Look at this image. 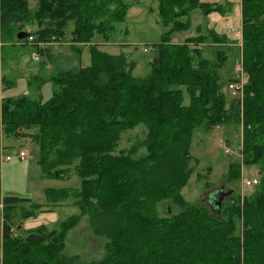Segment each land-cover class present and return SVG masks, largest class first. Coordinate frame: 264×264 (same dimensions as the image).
Returning <instances> with one entry per match:
<instances>
[{
  "label": "trees",
  "instance_id": "1",
  "mask_svg": "<svg viewBox=\"0 0 264 264\" xmlns=\"http://www.w3.org/2000/svg\"><path fill=\"white\" fill-rule=\"evenodd\" d=\"M129 6L124 0H39L31 11L27 0H0V51L3 44L60 41L69 29L71 45H88L90 54L89 66L43 76L33 90L34 77L27 79L28 90L38 92L34 96H4L12 81L0 76V150L3 134L20 136L35 128L44 173L58 178L63 170L57 166L76 161L75 204L91 232L107 238L106 256L84 264H264V0H241V100L226 96L236 78L220 75L228 58L224 36L208 31L181 43L170 39L189 29L193 10L206 15L212 5L157 0V16L168 29L151 44L154 56L144 78L132 75L134 62L125 54H109L91 43L95 34L109 41ZM34 22V31L26 28L32 41L16 38ZM208 37L219 43L209 47L211 56L201 47ZM45 81L52 94L43 101L39 88ZM230 124L241 126V163L256 165L260 179L250 197L228 201L222 210L227 217L217 218L203 204L184 201L181 189L193 169L189 144L196 129ZM138 125L145 128L144 139L114 153L120 134ZM229 171L239 173L235 166ZM60 191L51 189V199ZM164 200L178 212L158 216L156 205ZM29 201L1 197L0 264H83L63 252L65 231L77 217L52 229L24 231L21 221L32 211L21 204ZM212 205L221 211L222 205Z\"/></svg>",
  "mask_w": 264,
  "mask_h": 264
},
{
  "label": "rangeland",
  "instance_id": "2",
  "mask_svg": "<svg viewBox=\"0 0 264 264\" xmlns=\"http://www.w3.org/2000/svg\"><path fill=\"white\" fill-rule=\"evenodd\" d=\"M130 4L126 10L122 22L116 23V29L109 34L106 41L100 34H95L91 43L98 45L101 51L109 54L123 53L129 61L134 62L132 75L138 78L146 77L150 72L149 62L154 56L151 44L159 42L167 31L157 16V0H124ZM29 10L38 9L39 0H27ZM113 7V6H111ZM192 13V12H191ZM189 14L191 25H201L199 14ZM71 27L69 24L68 28ZM34 31L37 28L34 22L32 26L25 27ZM28 30V31H29ZM195 26L185 30L176 31L170 35L171 42L181 43L187 36L194 35ZM69 29L65 31L64 39L49 41L39 45L14 43L12 46L3 44L0 51V76L12 81V86L3 91L4 96L17 97L37 93L29 91L27 79L33 81L30 88L33 90L43 76H48L56 71H65L77 67L90 65L88 45L73 46L69 42ZM178 41V42H177ZM207 56H211L210 49L204 50ZM3 56V57H2ZM240 58L236 49L228 50V58L224 68L220 71L222 79L236 78L237 67L240 66ZM52 94V85L45 81L40 85L39 95L43 101L48 100ZM230 98L229 94L226 95ZM187 101V99L185 100ZM35 128L24 129L20 136L5 135L1 137L0 150V203L2 196H18L30 201L22 203L25 211H32L27 216L32 229L40 225L52 229L66 218L76 216L77 220L65 231L63 252L66 256L77 257L80 262L99 261L106 256V237L96 236L88 227L87 217L81 213L75 204L80 198V178L75 171L76 161L70 165L57 166L56 170H63L58 177H49L38 164L39 149L36 140L32 137ZM145 137L143 125L127 129L120 134L118 145L114 153L126 150L132 145L138 144ZM220 140L227 144L230 153L225 154L220 146ZM242 149V132L240 125H221L215 127L199 126L190 139L189 152L193 165L185 185L181 189V195L189 204H203L209 214L217 218H226L227 212L222 211L233 198L243 200L250 197L255 187L242 186L243 178L256 177L259 181L258 167L256 165L245 166L241 163L240 151ZM24 150L27 158H17L19 151ZM140 148L138 153H143ZM10 159L6 160L5 157ZM237 167L239 173L229 171L230 167ZM219 188L232 191V195L224 198L220 204L221 211L216 212L213 205V195ZM51 189L62 190L56 193L55 199L50 197ZM165 200L156 205L158 216H166ZM34 205L38 207L34 208ZM170 213L178 212L179 208L174 203L168 205ZM24 219V220H25ZM1 206H0V254H1ZM18 230V229H17ZM241 232V221L235 220V234Z\"/></svg>",
  "mask_w": 264,
  "mask_h": 264
},
{
  "label": "crops",
  "instance_id": "3",
  "mask_svg": "<svg viewBox=\"0 0 264 264\" xmlns=\"http://www.w3.org/2000/svg\"><path fill=\"white\" fill-rule=\"evenodd\" d=\"M200 2L208 5H212L213 9L206 15L201 12L200 9L192 11L193 14H199L200 26H195L197 34H207L208 31H214L219 36H224L225 42L221 45L226 47L229 51L236 49L240 58V45H241V0H199ZM191 35V36H194ZM178 42V41H177ZM219 45L218 42H214L211 37H208L204 43H201V47L208 49L210 46ZM1 206V204H0ZM23 218L21 221V227L24 231L31 230L34 224Z\"/></svg>",
  "mask_w": 264,
  "mask_h": 264
},
{
  "label": "built area",
  "instance_id": "4",
  "mask_svg": "<svg viewBox=\"0 0 264 264\" xmlns=\"http://www.w3.org/2000/svg\"><path fill=\"white\" fill-rule=\"evenodd\" d=\"M26 32H28V35H27L26 38L29 41H32L33 38H34L33 35L28 30ZM237 71H238V76L236 77L235 80H233V81L228 83V85L226 87V91H227V93L229 94L230 97L239 98L241 100L242 97H243V85H244L243 72H242L241 64H240L239 67H237ZM219 143H220V146L223 148L225 154L230 153V150H229V148H228L226 143H224L221 140H220ZM17 158L20 159V160H23V159L27 158L26 152L24 150L19 151ZM5 159L9 160L10 157L6 156ZM257 183H258V180H257L256 177L243 178L242 179V186L245 187V188L255 187V185Z\"/></svg>",
  "mask_w": 264,
  "mask_h": 264
},
{
  "label": "water",
  "instance_id": "5",
  "mask_svg": "<svg viewBox=\"0 0 264 264\" xmlns=\"http://www.w3.org/2000/svg\"><path fill=\"white\" fill-rule=\"evenodd\" d=\"M27 35H28V32H26V31H24V30H20V31L17 32V34H16V38L21 40V39L26 38ZM231 193H232V191L229 190V189H227V190L225 189V190H224L223 188H219V189H217L216 192L214 193V195H213V200H212L210 203H212V204L215 203V204L217 205V209H219L222 200H223L224 198L230 196ZM165 210H166V213H170V210H169L168 205H165Z\"/></svg>",
  "mask_w": 264,
  "mask_h": 264
},
{
  "label": "flooded vegetation",
  "instance_id": "6",
  "mask_svg": "<svg viewBox=\"0 0 264 264\" xmlns=\"http://www.w3.org/2000/svg\"><path fill=\"white\" fill-rule=\"evenodd\" d=\"M225 190V188H223Z\"/></svg>",
  "mask_w": 264,
  "mask_h": 264
}]
</instances>
